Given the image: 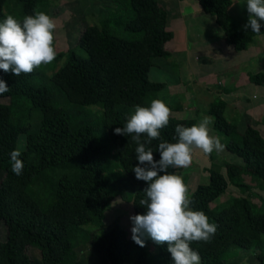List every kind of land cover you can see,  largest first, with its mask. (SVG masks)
<instances>
[{
    "label": "trees",
    "instance_id": "trees-1",
    "mask_svg": "<svg viewBox=\"0 0 264 264\" xmlns=\"http://www.w3.org/2000/svg\"><path fill=\"white\" fill-rule=\"evenodd\" d=\"M14 1L21 7L22 18L18 21L43 12L39 11L41 0ZM6 2L0 0V19ZM111 2L108 23L88 26L79 36L78 48L86 56L69 51L55 58L66 56L50 81L69 110L55 105L47 88L32 84L34 71L13 76L0 70V79L9 87L0 95V100H6L0 103V222L6 228V238L0 241V264H32L30 248L39 251L41 264H81L76 248L87 243L95 247L98 264H173L167 245L155 244L151 250L153 242L145 238V247L141 248L117 223L103 230L105 213L113 200L112 183L119 176L125 174L136 183L135 192L126 197L133 216L145 213L139 201L144 198L147 184L137 180L132 171L138 163L137 145L131 136L116 135L114 130L126 124L134 106L148 107L147 100L156 98L165 88L164 83L153 82L149 77L154 59L170 56L166 44L173 38L166 27L168 14L156 0ZM196 2L204 14L214 17L224 42L235 52L246 50L255 37L264 36V26L260 35L250 29H232L229 9L233 0ZM44 13L48 15L45 10ZM122 33L128 36L124 38ZM248 81L264 85V73L251 74ZM167 106L171 111L181 109ZM225 110L226 103L221 98L209 104L212 128L227 136L225 149L241 164H223L225 175L207 169L208 183L198 185L190 196L192 210L203 211L209 222L217 225L208 242L190 244L200 256V264H225L236 249L249 251L264 245L263 200L256 207L241 195L211 207L228 185L241 194L249 192L243 181L245 176L264 188V139L258 129L249 125L238 137ZM32 111L40 113L39 122ZM69 111L80 122L74 123ZM194 124L197 123L193 119L170 116L169 124L160 130L161 139L146 146L152 148L154 161L160 158L156 151L160 142H177L173 139L177 125ZM21 136L25 148L20 150ZM17 149L21 151L18 158L23 166L34 162L33 171H22L19 176L11 171L10 153ZM63 166H69L73 176L58 196L46 194L34 185L38 174ZM168 172L174 174L171 167ZM255 264H264V256Z\"/></svg>",
    "mask_w": 264,
    "mask_h": 264
},
{
    "label": "rangeland",
    "instance_id": "rangeland-1",
    "mask_svg": "<svg viewBox=\"0 0 264 264\" xmlns=\"http://www.w3.org/2000/svg\"><path fill=\"white\" fill-rule=\"evenodd\" d=\"M176 0L172 6H181ZM186 7L193 4L194 10L189 13L181 12V9L172 10L174 16H169L168 29L173 30L176 39L167 44V50L171 52L168 58H157L153 61L150 80L165 84V88L157 94L156 98L147 100L150 106L152 100H162L166 105L180 107L181 110L171 111V115L176 119H193L198 124L203 116L208 114V107L216 98L226 100L234 110L241 111L242 114H228L225 111L226 119L236 127V135L239 137L246 126L259 128L264 139V85H255L248 81V76L259 72L264 73V36L255 37L246 50L235 52L232 47L224 42V35L220 28L215 25L214 17L206 15L198 6L196 0H184ZM113 7L111 0H41L40 10L48 13V16L56 22L54 31V47L56 56L67 54L73 51L85 57V53L78 48V39L82 31L88 26H102L107 24L111 15L110 9ZM185 7V8H186ZM189 9V8H188ZM185 13V14H184ZM3 18L0 22L11 15L17 20L21 19L20 4L14 0H7L3 8ZM185 15V16H183ZM182 16V17H181ZM230 24L233 30L242 29L248 21L246 10V0H233L229 9ZM173 17L178 19V23L186 20L184 29L186 31L185 43H178L177 37L183 39L184 30L174 31V22L170 24ZM185 18V19H184ZM182 20V21H181ZM264 25V22H261ZM204 24V25H203ZM190 25H193L191 30ZM124 38L128 34L122 33ZM66 56L54 60L48 65H42L34 70L35 75L32 84L36 87L47 88L51 99L55 105L69 110L70 106L61 97L59 92L53 87L50 78L65 62ZM236 94V95H235ZM152 99V100H151ZM6 100H0V103ZM68 106V107H67ZM62 107V106H61ZM97 112L96 108H92ZM73 122H80L74 118ZM263 114L261 122L256 120ZM34 119H40V113L32 111ZM212 117V116H210ZM209 125V134L219 137L224 145L222 151H213L210 155H204L199 151H194L192 163L188 168H172L174 174L183 178L189 190V196L198 185H205L209 181L207 169H213L222 175L225 170L222 167L225 163L241 164V160L230 154L225 149L227 136L217 133ZM256 126V127H255ZM233 138H235L233 136ZM18 148L24 149L25 142L23 136L19 138ZM212 157V158H210ZM34 162L30 161L23 166V171H33ZM119 170H115L118 173ZM72 171L69 166L50 168L35 178L34 185L46 194L53 193L57 196L62 189L70 182ZM2 172H0V179ZM120 179L112 183L113 200L105 213L103 230L111 228L114 224H119L125 229L128 235L131 234L132 223L129 217L133 216V209L130 202L126 200L127 195L136 190V183L126 176H119ZM244 183L250 188L246 194H241L240 190L228 185L226 192L216 199L211 207L225 204L234 196H247L254 206L259 207L264 201V188L262 184L245 176ZM96 232L97 229H90ZM89 230V231H90ZM6 238V228L0 222V241ZM155 243L151 245L153 250ZM29 257L32 264H41L40 254L36 248H30ZM264 256V245L255 247L249 251L236 249L225 264H255L258 258ZM76 257L81 264H98V253L93 245L87 243L76 248ZM62 264H69L64 262Z\"/></svg>",
    "mask_w": 264,
    "mask_h": 264
},
{
    "label": "clouds",
    "instance_id": "clouds-1",
    "mask_svg": "<svg viewBox=\"0 0 264 264\" xmlns=\"http://www.w3.org/2000/svg\"><path fill=\"white\" fill-rule=\"evenodd\" d=\"M248 21L243 26L254 34H261L264 22V0H246ZM57 25L53 18L44 12L28 15L22 21L7 16L0 22V70L19 76L30 74L42 65L52 63L56 58L54 31ZM9 91L0 79V95ZM170 108L162 100H152L150 106H134V113L123 127H117L114 134L131 136L136 143L137 166L132 169L135 178L144 181V198L140 207L143 215L129 217L131 239L139 247H145V238L157 246L167 245L173 264H200V256L190 244L208 242L217 230L203 211L192 210L193 200L181 176L169 174L171 168H188L192 163L194 151L210 155L214 150L222 151L224 145L220 138L209 134L212 117L203 116L198 124L190 127L177 125L174 140L158 144L159 160L154 161L150 145L161 139L160 130L169 124ZM19 149L10 153L11 171L19 176L23 162ZM164 173V174H160Z\"/></svg>",
    "mask_w": 264,
    "mask_h": 264
},
{
    "label": "crops",
    "instance_id": "crops-1",
    "mask_svg": "<svg viewBox=\"0 0 264 264\" xmlns=\"http://www.w3.org/2000/svg\"><path fill=\"white\" fill-rule=\"evenodd\" d=\"M165 10H166V12H167V14H168V19H167V25H166V27L168 26V22H169V16H170V14H171V16H174V14H172V10L174 9V10H178V9H181V12L183 13L185 10H187L185 13H189L188 15V17H191V12H189V10H194V7H193V4H191V7H186L188 4H186L185 3V1L184 0H179L178 2L181 4L182 2H183V5H179V6H172L173 4H172V2H174V1H176V0H156ZM199 6V5H198ZM186 7V8H185ZM184 13V14H185ZM183 16H185V15H183ZM182 17V16H181ZM185 19V18H184ZM186 20L187 21H190V19L189 18H187V19H185V22H184V20L182 21V23H178V19L177 18H175V17H173V19H171V21H170V24L172 23V22H174V31L176 30L177 32H179V31H182V30H184L183 32H184V34H183V39L181 40V38H179V37H177V41H178V43L180 42V44L181 43H183L184 41H185V39H186V31H185V29H184V24L186 23ZM204 25V24H203ZM184 26V27H183ZM191 27V30H193L194 28H193V25H190L189 26V28ZM167 30L168 31H170L169 29H168V27H167ZM170 32H172V34H173V38H172V40L173 39H176V32H175V35H174V33H173V30L172 31H170ZM170 42H168L167 44H169ZM185 43V42H184ZM167 44H166V49H167ZM231 47V46H230ZM170 54H171V52H170ZM159 94V93H158ZM236 95V94H235ZM221 99H222V96H221ZM223 101L226 103V109L228 110L227 112H228V114H242L241 113V111H239V110H234L233 109V107H231V104H229L228 102H226V100H224L223 99ZM168 105V104H167ZM169 106H171V105H169ZM175 107V106H174ZM181 110V109H180ZM226 111V110H225ZM262 118H263V114H261V115H259L258 116V118H257V120H256V122L257 123H259V122H261V120H262ZM229 122V121H228ZM230 123V122H229ZM232 124V123H231ZM256 127V126H255ZM256 129H258L259 130V132H260V134H261V136H262V132L260 131V129L259 128H257L256 127ZM243 133V132H242Z\"/></svg>",
    "mask_w": 264,
    "mask_h": 264
}]
</instances>
